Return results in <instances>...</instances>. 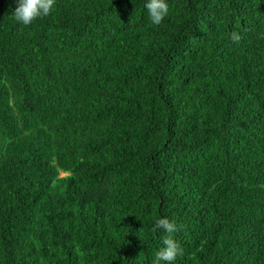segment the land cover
Masks as SVG:
<instances>
[{"label":"trees","instance_id":"trees-1","mask_svg":"<svg viewBox=\"0 0 264 264\" xmlns=\"http://www.w3.org/2000/svg\"><path fill=\"white\" fill-rule=\"evenodd\" d=\"M168 4L0 0V264H264V0Z\"/></svg>","mask_w":264,"mask_h":264},{"label":"clouds","instance_id":"clouds-1","mask_svg":"<svg viewBox=\"0 0 264 264\" xmlns=\"http://www.w3.org/2000/svg\"><path fill=\"white\" fill-rule=\"evenodd\" d=\"M15 4L12 10L13 18L23 25H28L34 19L48 15L55 0H15ZM143 8L148 21L153 25L160 24L169 13L168 0H143ZM239 38L236 33H232L231 39ZM151 227L155 232L159 230L162 243L154 251L150 264H174L177 255L183 252L182 246L174 237L177 224L169 217L160 215L155 218Z\"/></svg>","mask_w":264,"mask_h":264}]
</instances>
